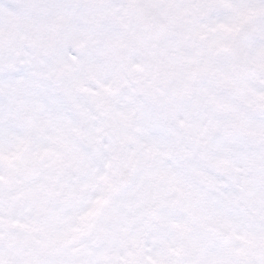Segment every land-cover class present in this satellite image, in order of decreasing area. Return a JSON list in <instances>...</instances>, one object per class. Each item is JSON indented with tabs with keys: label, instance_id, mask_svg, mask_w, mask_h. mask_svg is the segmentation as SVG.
Listing matches in <instances>:
<instances>
[{
	"label": "snow or ice",
	"instance_id": "snow-or-ice-1",
	"mask_svg": "<svg viewBox=\"0 0 264 264\" xmlns=\"http://www.w3.org/2000/svg\"><path fill=\"white\" fill-rule=\"evenodd\" d=\"M0 264H264V0H0Z\"/></svg>",
	"mask_w": 264,
	"mask_h": 264
},
{
	"label": "clouds",
	"instance_id": "clouds-1",
	"mask_svg": "<svg viewBox=\"0 0 264 264\" xmlns=\"http://www.w3.org/2000/svg\"><path fill=\"white\" fill-rule=\"evenodd\" d=\"M169 42L170 39H169ZM164 42L153 40L148 46H130L121 49L122 55L125 57L120 64V73L127 79L129 83L143 82L149 73H152L157 80L153 89L154 95H159L161 91L168 92L170 89L178 86V69H169L165 66L161 50ZM187 51V49H185ZM116 87L119 84L114 85ZM191 90H185L182 96L173 97V102L177 105L187 103L192 96ZM164 105L157 103V116L163 115ZM179 118V117H178Z\"/></svg>",
	"mask_w": 264,
	"mask_h": 264
}]
</instances>
